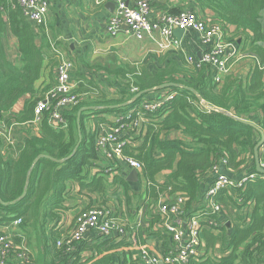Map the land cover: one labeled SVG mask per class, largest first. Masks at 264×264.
<instances>
[{
    "label": "trees",
    "instance_id": "1",
    "mask_svg": "<svg viewBox=\"0 0 264 264\" xmlns=\"http://www.w3.org/2000/svg\"><path fill=\"white\" fill-rule=\"evenodd\" d=\"M193 1L203 10L214 13L213 22L225 28L228 25L236 28L235 38L242 39L245 48L259 60L250 77L227 76L223 83L215 82V68L211 64H189L182 54L156 71L139 69L136 65L114 70L95 67L103 71L106 79H116L110 83H117V96L106 94L104 90L98 92L94 80L80 75L74 90L80 102L64 112L66 128L53 126L50 112L46 111L38 126L39 134L30 132L23 142L0 149V222L9 225L21 219L19 230L13 236L15 244L22 246L25 242L27 248L35 246L34 251L24 250V259L9 260L8 264H116L121 261L120 256L111 251L122 244H111L101 235L83 238L73 251L67 250L65 245L58 246L61 231L55 224L61 211L67 209L69 182H77L81 191L101 196L107 194L111 185L108 176L112 166L98 167L96 136L87 126V120H94L98 126L107 123L105 114H126L144 100L154 99L149 97L151 95H157L156 98L173 94V97L147 114L149 120L142 122L143 128L137 138L140 142L135 144V139L123 148L124 155L133 156L144 164L142 177L147 183L146 190L142 196L136 193L135 196H145L151 203H157L164 195L171 198L174 193L182 192L188 195L187 209L192 212L200 208L203 181L216 163L226 160L228 171L249 166L248 173L257 172L254 149L262 136L248 121L260 115L255 121L264 130V25L261 16L264 0ZM7 26L18 39L21 66L14 65L7 56L3 43ZM46 27L26 18L17 0H0V119L23 96L30 94L32 97L14 120L32 121L38 101L50 89L36 90L46 59L52 68L59 60L57 54H48L57 43L49 39ZM171 82L195 88L206 104L192 91L172 86L144 94L128 105L113 107L130 101L140 91ZM83 107L91 109L82 113L79 125L78 113ZM128 131L132 133V128ZM174 131L181 132L186 139L171 138ZM9 148L14 157L9 156ZM260 152L264 160V144ZM164 171L169 172L160 181L159 175ZM114 182L125 187L130 203L134 196L130 193V182L123 177H116ZM237 191L241 202L234 196L220 200L227 210L231 206L243 208L255 202L250 212L251 221L245 227H232L229 240L226 237L231 228L222 227L223 245L228 253L220 258L213 256L218 240L216 234L206 231L207 260L204 264H264V174L249 180L245 190ZM12 201L16 203L11 204ZM237 217L242 218V215ZM158 218L156 213H151L148 230L162 236L161 231H153ZM91 239H98V242L92 245ZM88 250L92 255L82 261V254ZM123 259L122 262L128 264L126 255Z\"/></svg>",
    "mask_w": 264,
    "mask_h": 264
},
{
    "label": "built area",
    "instance_id": "2",
    "mask_svg": "<svg viewBox=\"0 0 264 264\" xmlns=\"http://www.w3.org/2000/svg\"><path fill=\"white\" fill-rule=\"evenodd\" d=\"M97 1L101 3L104 0ZM113 1L116 2V8L107 20V32L110 35L115 36L124 31L137 38H143L147 33L158 31L168 44L181 49L180 40L174 35L175 28L199 32L203 42L210 48L199 59L189 54L185 55L186 60L189 64L198 66L201 63L211 64L215 68V82L220 83L222 74H226L231 65L243 57L236 42L227 38L223 24L206 21L194 11L164 13L157 19H152L149 0ZM17 2L26 18L39 26L47 24L49 13L47 0H17ZM54 49L59 59L55 66L56 83L46 92L44 98L38 101L34 119L30 122L39 126L44 113L49 111L50 123L55 127L66 128L67 121L64 112L80 102L79 95L74 92L77 87L72 76L75 62L65 51L56 46ZM133 91L136 92L137 88H133ZM172 97L173 94H170L144 100L138 107L119 115L116 121L97 126L95 134L98 151L109 160L122 162L142 173L144 164L133 156L124 155L123 148L139 135L138 131L142 127V122L149 120L147 114L160 108L163 101ZM134 116L139 118H132ZM129 128H132V133L128 131ZM261 162L264 166V160ZM226 164L227 161L222 160L212 167L207 177L209 184L202 192L203 205L196 211L190 212L187 209L189 197L185 193L177 192L171 198L167 195L160 198L155 209V213L160 218L153 226V231H161L163 234L162 238L156 241L160 248H154L153 245L156 243L154 244L153 241H145L137 225L125 218L115 216L111 209L100 206L81 212L77 216L74 227L64 233L57 245H65L67 250L73 251L88 232H98L105 240L109 239L111 244H120L123 241L126 243L111 251L120 256L121 261H117L116 264H124L121 250L130 254L129 257L127 256L128 264H204L207 258V244L202 237L203 233L209 230L222 232V227L228 226L231 230L226 240H229L233 232L232 227L235 225L245 227L251 221L246 205L243 208L231 206L227 210L223 200L220 199L234 196L241 202L242 198L238 197L237 190H245L248 181L258 178L261 173L246 172L240 177H234L225 171ZM230 210L233 214L238 211L236 218ZM239 212H242L246 218H238ZM21 221V219L15 220L12 225L18 227ZM24 250H28L27 246L16 245L10 234H0V264H8L9 260L21 261L25 257ZM15 251H17L16 254ZM221 252V256L220 252H215L214 257L220 258L227 254L228 250Z\"/></svg>",
    "mask_w": 264,
    "mask_h": 264
},
{
    "label": "crops",
    "instance_id": "3",
    "mask_svg": "<svg viewBox=\"0 0 264 264\" xmlns=\"http://www.w3.org/2000/svg\"><path fill=\"white\" fill-rule=\"evenodd\" d=\"M47 1L49 2V13L46 24V32L49 39L52 42L57 43L54 44L51 50L49 49L48 54H57L54 49L55 46L65 51L75 62L72 76L76 83L80 75H85L84 77L92 79L97 83L98 92H103L104 90L106 91V94L111 96H115L118 92L117 83H113L112 85L110 83V80L115 82L116 79L113 77L106 79L103 71L95 67L100 66L114 70L126 65H136L139 69L146 68L151 71H156L170 60L178 59V55L180 56V54H182L185 58V55L192 54L199 59L201 55L210 48L209 45L203 42L201 34L195 30H185L183 38L179 39L181 49H177L168 44L166 39L158 31L151 34L147 33L143 38H137L136 36L127 34L124 31L115 36L110 35L107 32V20L116 8V2L113 0H104L101 3L97 0ZM149 1L152 8V19H157L164 13H178L184 10L194 11L206 21H213L215 19L212 11L209 9L203 10L193 0ZM112 2L115 3V7L113 9L108 7V4ZM261 16L264 25V10L262 11ZM225 29L227 32V38H229L232 42H236L238 49L243 53V57L235 61L226 74H222V81L220 83H223L225 77L227 76L248 79L258 65L259 60L247 49V47L245 48V42L242 39L235 38L236 28L234 26L228 25ZM3 43L9 60L13 62L14 65L21 66L22 58L19 51L18 39L12 33L9 26L5 29ZM55 83V68L50 66L49 59L47 58L44 63L43 74L36 84V90L43 91L46 88L48 90L49 88H52ZM155 96L157 95H151L149 97L155 98ZM31 97L32 96L30 94L23 96L16 103L13 109H11V111L5 113L4 117L0 119V149L5 146H9L10 144L23 142L30 132L39 134V127L34 122L29 121L21 123L14 120V116L24 109L25 103ZM259 116L260 115H256L253 117L255 118L253 119V122L257 125L258 123L256 121L259 120ZM104 117L107 122H114L116 121L118 115L115 113H108L105 114ZM87 126L95 133L98 125H96L94 120L89 119ZM142 128L143 127H141L138 131L140 132L139 134H141ZM138 137L139 135H137L136 138ZM170 137L186 139L179 131L171 132ZM139 142L140 140H135V144H138ZM9 156L14 157V153L11 148H9ZM99 156L101 163L99 160L98 164H101L100 166H112L109 169L111 172L108 176V180L111 185L108 192L105 196H101L97 193L89 194L86 191H81L77 182H69L68 199L65 201L67 209L61 211L60 219L55 224L56 228L61 231L60 238H62L64 233L74 227L77 216L81 212L97 206L109 209H112L110 206H114L119 209V218H125L134 225L138 226L141 236L145 241H153V243H156L157 239L162 238V236H157L156 233H149L148 229L150 227V215L151 213L155 214L158 202L151 203L146 200L145 196L143 198L135 196V193L142 196L146 190L147 183L142 177V173H139L137 181H129L128 176L132 171V168L122 162L119 163L109 160L104 154H101V152H99ZM94 171H96V169H94ZM225 171L234 177H240L246 173V167L241 170L228 171L225 169ZM168 172L169 171H164L161 173L159 175V180L163 181ZM116 177H123L130 182L133 190H131L130 193H134L130 203L127 201L125 187L118 182H114ZM208 184L209 180L207 178V180H204L203 182V190L208 186ZM115 199H118L119 202ZM198 205H203L202 198L200 199ZM255 206V202L253 201L246 205L249 216ZM231 210L230 213H232ZM237 213L238 211L235 214L232 213L235 218ZM240 215H242V218H246L242 212H239V216ZM18 230L17 226L15 227L12 224L8 225L0 222V232L10 234L12 239ZM212 233L216 234L218 238L213 252L214 256L215 252H220L217 251L219 247L221 251L225 250V247L223 245V233L216 230ZM99 235L100 234L98 232H92L87 238H97ZM144 236H146V238H144ZM96 242H98V239L90 240L92 245ZM23 244L26 245L25 242ZM120 244L125 245L126 243L123 241ZM153 247L160 248V245L156 243ZM120 252L122 253V256H130V254L126 253L124 250H121ZM116 254L118 255V253ZM91 255V250L85 251L82 254V261Z\"/></svg>",
    "mask_w": 264,
    "mask_h": 264
},
{
    "label": "water",
    "instance_id": "4",
    "mask_svg": "<svg viewBox=\"0 0 264 264\" xmlns=\"http://www.w3.org/2000/svg\"><path fill=\"white\" fill-rule=\"evenodd\" d=\"M108 7L109 8H114L115 7V3H109L108 4ZM185 34V29L183 28H175L174 29V35L177 39H182L183 36ZM172 86H182L190 91H192L193 93H195L199 99L201 101H203L202 97L200 96L199 92L195 89V88H192V87H189V86H185V85H182V84H176V83H165L163 85H160L158 87H155V88H151V89H147V90H143V91H140L138 92L130 101H127L126 103H123L121 105H115L113 107H116V106H123V105H128L132 102H134L137 98H139L140 96L144 95V94H148L150 92H153V91H156V90H161V89H165V88H169V87H172ZM90 108L89 107H83L80 109L79 113H78V124L80 125V121H81V116H82V113L85 112V111H88ZM252 126H254L255 128H257V130L261 133L262 135V138L261 140L257 143V145L255 146V149H254V154H255V164H256V170L257 172L261 173V174H264V166L262 165V162H261V155H260V148L261 146L264 144V130L258 126L256 123H254L253 121H248ZM139 178V172L136 170V169H132V171L130 172L129 176H128V180L129 181H137ZM25 195V194H24ZM16 203V201H12L11 204H14ZM91 232H88L86 234V238L88 236H90Z\"/></svg>",
    "mask_w": 264,
    "mask_h": 264
},
{
    "label": "rangeland",
    "instance_id": "5",
    "mask_svg": "<svg viewBox=\"0 0 264 264\" xmlns=\"http://www.w3.org/2000/svg\"><path fill=\"white\" fill-rule=\"evenodd\" d=\"M87 122H89V119L87 120ZM101 156H102V155H101ZM102 157H103V156H102ZM100 163H101V160H100ZM100 165H101V164H98V166H100ZM249 165H250V164H249ZM248 168H249V166L246 167V172L249 170ZM115 200H117V201L119 202L118 199H115ZM113 201H114V200H113ZM110 207L115 211V212H114V211L111 209V210L113 211L114 215L120 217L119 209H117V208L114 207V206H110ZM202 237H203L204 240H206V234H205V233H203ZM222 248H223V247H222ZM33 249H35V246H33V245H32V247H28V250H29V251H31V250H33ZM33 251H34V250H33ZM217 251H220V254H219V255L221 256V255H222V252H221L220 247L217 249ZM206 260H207V258H206Z\"/></svg>",
    "mask_w": 264,
    "mask_h": 264
}]
</instances>
